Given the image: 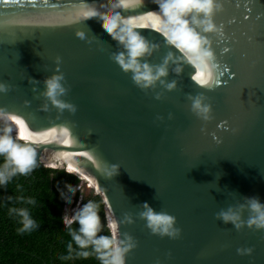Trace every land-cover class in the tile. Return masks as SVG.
Returning <instances> with one entry per match:
<instances>
[{"label":"water","instance_id":"95a60500","mask_svg":"<svg viewBox=\"0 0 264 264\" xmlns=\"http://www.w3.org/2000/svg\"><path fill=\"white\" fill-rule=\"evenodd\" d=\"M165 2L0 0V82L9 86L0 92V108L23 124L4 114L0 123L17 133L52 128L47 138L18 139L16 153L30 148L36 154L29 173L38 163L45 166L44 152L59 146L95 153L104 161V166L99 160L95 167L78 165L97 186L91 189L101 197L111 239L108 216L117 221V240L127 233L136 241L124 264H264V229L245 225L237 230L216 215L243 202V196L264 201V0H221L213 19L222 25L223 36L207 34L221 81L211 88L191 79L195 65L163 35L175 28L165 23ZM177 12L170 9L168 15ZM108 25L111 33L105 31ZM132 34L150 47L137 60L159 65L171 53L167 75L160 79L175 80L172 90L159 80L141 89L131 70L115 60L120 53L127 59ZM56 63L66 88L60 98L75 111L50 103L45 108L42 83L33 89L29 82V77L42 81ZM197 93L211 105L209 121L190 110L188 97ZM56 126L72 128L84 139L42 142L58 136ZM111 164L118 170L113 176L106 174ZM143 202L173 215L179 235L151 233L137 215ZM125 214L131 215L130 223ZM248 215L243 210L242 219ZM245 247L251 252L237 253Z\"/></svg>","mask_w":264,"mask_h":264},{"label":"clouds","instance_id":"9594fccd","mask_svg":"<svg viewBox=\"0 0 264 264\" xmlns=\"http://www.w3.org/2000/svg\"><path fill=\"white\" fill-rule=\"evenodd\" d=\"M161 7L164 14L168 17L165 23L171 22L175 25L171 35H169L168 31H164L163 35L169 37L170 42L174 43L177 48L184 52L187 60L195 65L196 71L191 76V79L197 85L204 88H211L217 85L219 83V80L216 78L219 71V61L212 47V39L207 34L214 33L217 37L223 36L222 25H217L213 19L215 13L221 10V0H166ZM170 9H177L178 12L168 15ZM186 12H191V16L183 17V14ZM84 15L88 16L89 13L85 12ZM105 31L111 33L112 29L109 31L108 25L105 27ZM76 34L81 37L83 36L82 32H77ZM120 39L123 40V37ZM127 47L129 48L127 59L123 53L117 54L114 58L123 69L131 70L132 79L138 87L141 89L152 88L158 80L167 90H172L176 86L175 80L165 82L160 79L167 75V64L171 58V53L159 65H150L147 61L136 59L138 56L150 53L149 44L142 37L132 34ZM55 59L59 61V57ZM54 68L56 70L45 76L42 81L29 77V82L32 84L33 89H35L37 83H42L43 87L39 95L45 98L46 103L43 105L45 108L50 103L59 110L67 108L75 111V106L72 103L60 98L66 92L65 86L62 84L64 77L58 71L59 63H56ZM174 71L180 72L181 67L177 65ZM8 87L5 83L0 82V92L6 91ZM188 98L191 100L190 110L199 119L209 121L212 118L210 115L211 105L203 93H197L194 96L189 95ZM25 103H28V101H25ZM0 114L6 115L7 119L15 121L17 124H23V121L18 116L7 114L3 108H0ZM201 130L203 131V128ZM3 143L6 149L9 148V139L5 138ZM10 156L16 167L9 169L8 165L5 164L4 170L0 171V184L6 182L16 171L25 173L31 164L30 159L21 162L17 158L15 149L10 150ZM117 171V165L111 164L106 169V174L113 176ZM141 205L142 208L138 211L137 215L144 219L145 226L151 233L159 236L167 235L169 238H175L179 235L180 228L175 226L176 218L173 215L166 211H155L147 202H143ZM245 209L249 213L246 220L242 219V212ZM19 211L21 215V230L33 227L35 222L30 218L28 212L26 210ZM216 215L222 222H230L237 230L245 225L249 228L264 229V201H261L256 196H243V202L237 203L234 206L230 205L226 209H221ZM124 220L130 223L132 221L131 215L125 214ZM120 222L122 223L123 220ZM111 226L113 229L111 241L112 253L110 258L105 261V264H124V254L136 246V241L127 233L117 240L115 235L117 221L113 220ZM75 239L81 245L85 243L80 236H76ZM251 250L249 247L236 249L237 253L241 254L250 253Z\"/></svg>","mask_w":264,"mask_h":264},{"label":"trees","instance_id":"16d2710c","mask_svg":"<svg viewBox=\"0 0 264 264\" xmlns=\"http://www.w3.org/2000/svg\"><path fill=\"white\" fill-rule=\"evenodd\" d=\"M5 138L10 140L7 149L3 143ZM20 145L10 126L0 123V171L5 164L9 168L11 163L9 169L16 167L10 150ZM17 154V158L31 160L29 171L35 163V152L23 148ZM52 166L38 163L31 173L16 171L0 184V264H105L112 253V239L101 197L93 190L80 194L74 188L82 180L92 184L88 187L94 188V183L68 169L66 172L63 167ZM72 192L73 204L80 200L81 209L66 226L63 208ZM19 210L28 212L35 222L33 227L21 230ZM76 236L85 243L81 245Z\"/></svg>","mask_w":264,"mask_h":264},{"label":"bare ground","instance_id":"6f19581e","mask_svg":"<svg viewBox=\"0 0 264 264\" xmlns=\"http://www.w3.org/2000/svg\"><path fill=\"white\" fill-rule=\"evenodd\" d=\"M57 127L58 130V136H53L51 139L42 141V142H52L54 140H58L61 137H65L67 139L71 140H80L82 141V139H84L82 136H80V134H78L77 131H75L72 128H68V127ZM64 134V135H62ZM18 135H19V139H26L29 141H37L38 139H42V138H47L50 135H52V128L51 127H47L43 130H39L35 133H31V132H26L23 129H19L18 131ZM100 158V157H99ZM97 157V155L91 152H80L79 150L70 148V147H66V146H59L57 148L51 149L48 152H44V154L42 155V160L44 161V163L48 166H52V167H63L65 169V171L67 172V169L71 171V173H76L77 175H79V177L81 179H83V177L90 181L93 182L95 187L94 189H97V186L95 184V182L89 178L86 174H84V172H82V170L80 169L78 163H82L85 165H90L95 167L96 165H98V160L100 161ZM101 165L104 163V161H100ZM52 164V165H51ZM104 166V165H102ZM101 166V167H102ZM70 168L76 169L79 172L73 171ZM101 175V173L99 174ZM84 181V180H83ZM89 185H92L91 183H89ZM111 217L108 216V220L109 223L111 225L112 220L110 219Z\"/></svg>","mask_w":264,"mask_h":264},{"label":"rangeland","instance_id":"374dc122","mask_svg":"<svg viewBox=\"0 0 264 264\" xmlns=\"http://www.w3.org/2000/svg\"><path fill=\"white\" fill-rule=\"evenodd\" d=\"M87 185H89V182L83 181L80 182V184L77 187H74L75 190H78L80 194H87L90 190H92L90 188H87ZM94 193V191H93ZM73 192L68 196V198L65 201L64 204V216H70L72 214V210H75L77 208H79L78 203L77 204H73Z\"/></svg>","mask_w":264,"mask_h":264},{"label":"built area","instance_id":"2783aa9c","mask_svg":"<svg viewBox=\"0 0 264 264\" xmlns=\"http://www.w3.org/2000/svg\"><path fill=\"white\" fill-rule=\"evenodd\" d=\"M11 132L13 133L14 138H15L16 140H18V139H19V135H18V133H17L16 131H14V130H11ZM77 203H78V205H79V208H77V209H75V210H72V214H71L70 216H64V215H63V221H64V224H65L66 226L69 225V224L73 221V219L76 217V215H77V213H78V210L81 209V205L79 204V203H80V200H77V201L75 202V204H77Z\"/></svg>","mask_w":264,"mask_h":264},{"label":"snow or ice","instance_id":"6c2138e0","mask_svg":"<svg viewBox=\"0 0 264 264\" xmlns=\"http://www.w3.org/2000/svg\"><path fill=\"white\" fill-rule=\"evenodd\" d=\"M4 2L6 3L7 2V0H4ZM111 29H112V25H109V31H111ZM108 33V32H107ZM222 51H224V52H226L227 51V49L226 48H224V49H222ZM225 70H227V69H225ZM234 75V74H233ZM221 83V81H219V83L217 84V85H219ZM223 123V122H222ZM16 155H18L17 153H16ZM18 159L19 160H21V162H25V161H27L28 160V158H26V157H24V158H20V157H18ZM89 221L91 220V218L89 217V218H87ZM87 230V229H86Z\"/></svg>","mask_w":264,"mask_h":264}]
</instances>
